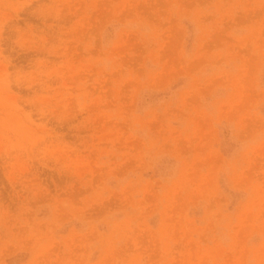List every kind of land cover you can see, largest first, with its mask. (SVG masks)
Masks as SVG:
<instances>
[{
    "label": "clouds",
    "instance_id": "1",
    "mask_svg": "<svg viewBox=\"0 0 264 264\" xmlns=\"http://www.w3.org/2000/svg\"><path fill=\"white\" fill-rule=\"evenodd\" d=\"M204 250L264 264V0H0V264Z\"/></svg>",
    "mask_w": 264,
    "mask_h": 264
},
{
    "label": "rangeland",
    "instance_id": "2",
    "mask_svg": "<svg viewBox=\"0 0 264 264\" xmlns=\"http://www.w3.org/2000/svg\"><path fill=\"white\" fill-rule=\"evenodd\" d=\"M25 12H22L21 15H25ZM76 141L75 137H69V142L74 143ZM54 180H57L58 182L60 181V177L58 176H53ZM198 259L201 260L202 264H211L213 260L219 259V257L212 255L208 250H204L201 252V254L198 256Z\"/></svg>",
    "mask_w": 264,
    "mask_h": 264
}]
</instances>
